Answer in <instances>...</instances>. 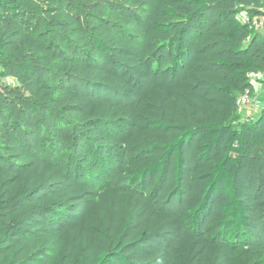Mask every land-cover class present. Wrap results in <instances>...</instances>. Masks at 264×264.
<instances>
[{
  "label": "trees",
  "instance_id": "16d2710c",
  "mask_svg": "<svg viewBox=\"0 0 264 264\" xmlns=\"http://www.w3.org/2000/svg\"><path fill=\"white\" fill-rule=\"evenodd\" d=\"M263 6L0 0V264H264Z\"/></svg>",
  "mask_w": 264,
  "mask_h": 264
},
{
  "label": "built area",
  "instance_id": "2783aa9c",
  "mask_svg": "<svg viewBox=\"0 0 264 264\" xmlns=\"http://www.w3.org/2000/svg\"><path fill=\"white\" fill-rule=\"evenodd\" d=\"M258 14L242 13L239 22L255 32L264 30V6L257 10ZM250 87L239 93L236 104L238 108L248 110L247 116L240 120L244 123L255 121L259 113L264 110V73H250L248 75Z\"/></svg>",
  "mask_w": 264,
  "mask_h": 264
},
{
  "label": "rangeland",
  "instance_id": "374dc122",
  "mask_svg": "<svg viewBox=\"0 0 264 264\" xmlns=\"http://www.w3.org/2000/svg\"><path fill=\"white\" fill-rule=\"evenodd\" d=\"M261 33L264 36V30ZM4 82L5 84L10 85V86L17 85V82L12 78H5ZM248 112H249L248 110L238 108V112L236 113L237 118L234 117V120L236 121L243 120L247 116ZM258 159L251 160V159L245 158L243 160L242 167L240 171L238 172V178L240 180L246 181L250 176H253L254 178H257L258 180H260L259 167L258 165H256V163L258 164V161H259ZM172 190H173L172 186L170 185L167 191L164 192L158 199L157 206L159 209L163 211H168L172 214L178 215L181 211L182 203L179 202V200L175 198V195L172 196L171 194ZM227 253L231 256H234L233 250ZM240 259H242V257H240ZM243 260H244V256H243V259L239 261L243 262ZM212 264H224L223 258L221 257V255L217 256L214 259Z\"/></svg>",
  "mask_w": 264,
  "mask_h": 264
}]
</instances>
